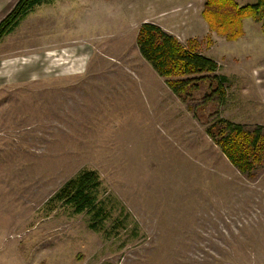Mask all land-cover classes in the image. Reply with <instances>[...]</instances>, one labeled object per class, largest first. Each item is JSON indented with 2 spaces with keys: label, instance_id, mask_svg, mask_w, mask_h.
Masks as SVG:
<instances>
[{
  "label": "rangeland",
  "instance_id": "rangeland-1",
  "mask_svg": "<svg viewBox=\"0 0 264 264\" xmlns=\"http://www.w3.org/2000/svg\"><path fill=\"white\" fill-rule=\"evenodd\" d=\"M204 4L53 0L0 40V264H264V169L241 173L206 132L216 110L264 126V27L229 40ZM145 21L216 59L226 99L175 94L139 50ZM86 168L98 216L51 200Z\"/></svg>",
  "mask_w": 264,
  "mask_h": 264
},
{
  "label": "trees",
  "instance_id": "trees-1",
  "mask_svg": "<svg viewBox=\"0 0 264 264\" xmlns=\"http://www.w3.org/2000/svg\"><path fill=\"white\" fill-rule=\"evenodd\" d=\"M51 1L18 0L0 22V40L13 31L36 5ZM203 16L210 30L234 40L243 35L245 18L262 22L264 27V0L246 5H240L237 0H205ZM194 43L196 41L192 40L190 45H184L154 21L143 22L137 33V44L143 57L166 78L168 86L183 101L189 100L192 90L208 84L211 91L203 95L202 104L223 102L227 97V76L218 75V61L204 54ZM213 114L206 132L230 162L246 176H253L259 169H264V126L259 124L248 128L222 117L218 110ZM101 183L97 170L83 169L67 180L51 200L70 204L79 213L95 208V216H98L104 211L97 193ZM91 226L96 228L97 224L92 223Z\"/></svg>",
  "mask_w": 264,
  "mask_h": 264
},
{
  "label": "crops",
  "instance_id": "crops-1",
  "mask_svg": "<svg viewBox=\"0 0 264 264\" xmlns=\"http://www.w3.org/2000/svg\"><path fill=\"white\" fill-rule=\"evenodd\" d=\"M18 0H0V22L12 10Z\"/></svg>",
  "mask_w": 264,
  "mask_h": 264
}]
</instances>
